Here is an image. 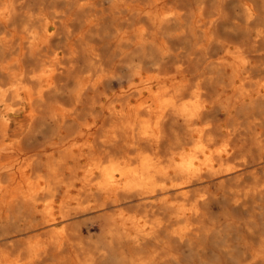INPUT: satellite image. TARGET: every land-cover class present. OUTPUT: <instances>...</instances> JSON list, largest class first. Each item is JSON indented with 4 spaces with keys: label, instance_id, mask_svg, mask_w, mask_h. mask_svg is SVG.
Returning <instances> with one entry per match:
<instances>
[{
    "label": "bare ground",
    "instance_id": "obj_1",
    "mask_svg": "<svg viewBox=\"0 0 264 264\" xmlns=\"http://www.w3.org/2000/svg\"><path fill=\"white\" fill-rule=\"evenodd\" d=\"M0 264H264V0H0Z\"/></svg>",
    "mask_w": 264,
    "mask_h": 264
}]
</instances>
